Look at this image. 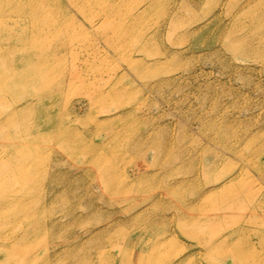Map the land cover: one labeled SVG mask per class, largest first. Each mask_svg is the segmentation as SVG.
<instances>
[{"label": "rangeland", "instance_id": "rangeland-1", "mask_svg": "<svg viewBox=\"0 0 264 264\" xmlns=\"http://www.w3.org/2000/svg\"><path fill=\"white\" fill-rule=\"evenodd\" d=\"M2 123L0 264H264V0H0Z\"/></svg>", "mask_w": 264, "mask_h": 264}, {"label": "bare ground", "instance_id": "bare-ground-1", "mask_svg": "<svg viewBox=\"0 0 264 264\" xmlns=\"http://www.w3.org/2000/svg\"><path fill=\"white\" fill-rule=\"evenodd\" d=\"M227 38H228V37H227ZM229 38H230V37H229ZM229 38H228V41H230V40L232 39V38H231V39L229 40ZM244 39H245V38H244ZM231 41H232V40H231ZM242 42H244V40H242ZM245 42H246V41H245ZM247 42H248V41H247ZM245 44H246V43H245ZM248 44H249V43H248ZM227 47H228V45H227ZM248 47H249V45H248ZM248 47H247V48H248ZM242 50H243V49H242ZM233 51H234V50H233ZM244 51H245V49H244ZM244 51H243V52H244ZM230 52H231V51H230ZM3 125H4V123H2L0 127H2ZM8 243H9V242H8Z\"/></svg>", "mask_w": 264, "mask_h": 264}]
</instances>
